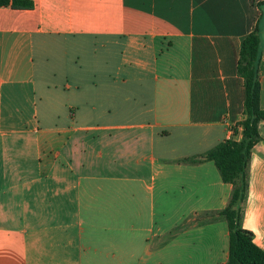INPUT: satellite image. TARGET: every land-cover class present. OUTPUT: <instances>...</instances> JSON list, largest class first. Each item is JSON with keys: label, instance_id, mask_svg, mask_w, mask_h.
Returning <instances> with one entry per match:
<instances>
[{"label": "crops", "instance_id": "crops-1", "mask_svg": "<svg viewBox=\"0 0 264 264\" xmlns=\"http://www.w3.org/2000/svg\"><path fill=\"white\" fill-rule=\"evenodd\" d=\"M27 1L0 8V264H226L233 185L184 160L242 139L258 25L264 109V0ZM259 128L239 209L264 251Z\"/></svg>", "mask_w": 264, "mask_h": 264}, {"label": "trees", "instance_id": "trees-1", "mask_svg": "<svg viewBox=\"0 0 264 264\" xmlns=\"http://www.w3.org/2000/svg\"><path fill=\"white\" fill-rule=\"evenodd\" d=\"M31 9L27 0H0V8ZM263 56V39L259 25L242 42L237 66L238 75L244 81V119L238 124L242 129V139L234 137L221 142L204 155L186 159L184 162L197 164L213 162L218 168L223 182L233 185L229 205L218 216L229 228V257L226 264H264V251L255 243L252 232L241 224L240 203L248 193L247 169L252 151L261 141L260 124L264 122L261 107L260 66ZM215 218L213 217L212 220Z\"/></svg>", "mask_w": 264, "mask_h": 264}, {"label": "rangeland", "instance_id": "rangeland-1", "mask_svg": "<svg viewBox=\"0 0 264 264\" xmlns=\"http://www.w3.org/2000/svg\"><path fill=\"white\" fill-rule=\"evenodd\" d=\"M88 59H89V61H92V58L91 57H89ZM99 74H100V72H94L92 70H89V71L87 70V72H86L87 85L89 86L90 89H92V88L95 87V85H96V83L98 81L97 78H99L98 77Z\"/></svg>", "mask_w": 264, "mask_h": 264}]
</instances>
